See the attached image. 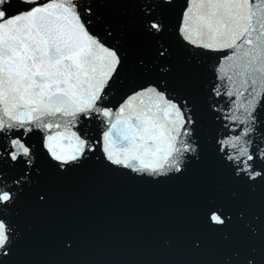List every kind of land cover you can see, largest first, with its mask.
<instances>
[{
  "label": "snow or ice",
  "instance_id": "1",
  "mask_svg": "<svg viewBox=\"0 0 264 264\" xmlns=\"http://www.w3.org/2000/svg\"><path fill=\"white\" fill-rule=\"evenodd\" d=\"M0 264H264V0H0Z\"/></svg>",
  "mask_w": 264,
  "mask_h": 264
}]
</instances>
